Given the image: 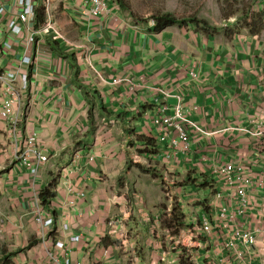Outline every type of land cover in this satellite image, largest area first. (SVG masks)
Listing matches in <instances>:
<instances>
[{
  "label": "crops",
  "instance_id": "0c3cea01",
  "mask_svg": "<svg viewBox=\"0 0 264 264\" xmlns=\"http://www.w3.org/2000/svg\"><path fill=\"white\" fill-rule=\"evenodd\" d=\"M14 2L2 0L0 67L14 69L20 87L28 78L17 133L0 119V242L8 253L36 245L12 264H180L184 254L193 264H264V239L250 261H238L223 250L228 236H205L195 224L216 215L214 162L264 172L256 127L264 125V17L259 34L190 24L155 32L115 0L95 18L82 14V0H51L64 40L38 34L29 43L40 21L13 35L6 23L19 11ZM255 2L264 11V0ZM5 42L12 50L1 49ZM177 109L190 146L173 154L153 121ZM34 134L48 157L36 175L17 157ZM54 183L44 207L40 194ZM250 200L245 228L264 221V197L253 191ZM40 214L53 226L38 223Z\"/></svg>",
  "mask_w": 264,
  "mask_h": 264
},
{
  "label": "built area",
  "instance_id": "2783aa9c",
  "mask_svg": "<svg viewBox=\"0 0 264 264\" xmlns=\"http://www.w3.org/2000/svg\"><path fill=\"white\" fill-rule=\"evenodd\" d=\"M109 1L82 0V8L84 9L82 14L89 18L102 16L108 10ZM14 3L19 11L6 23V27L13 35L22 34L24 28L29 29V26L37 23L38 15H41L42 21L39 20L38 31L31 29L29 32V43L34 42L35 36L38 34L53 35L59 40H64L57 19L51 12V0H15ZM38 3L42 5L41 14L38 13V8H40ZM4 13L5 8L2 0H0V15ZM151 25L154 26V21H151ZM12 48V44L5 42L1 49L10 51ZM21 62L28 65L31 63V59L26 56ZM18 78L19 75L14 69L0 67V119L7 125L10 134L17 133L22 121L24 104L22 89H26L28 76L26 74L21 76L23 87L18 85ZM181 113V110L177 109L175 116H168L162 111V114L153 121L161 133V141L168 142L173 154L174 152H187L190 146V130L185 129L178 122ZM256 127L264 132V125L258 124ZM171 132L174 135L171 136ZM17 157L32 175H36L40 167L48 161L47 155L37 148L35 134L27 140L23 152ZM247 165L249 164H238L236 160L213 163L212 175L216 190L213 192L214 198L210 208L216 215L211 218L208 214H201L198 215L197 222H195L198 230L205 236H214L219 241L225 240L228 236V241L225 242L223 250L235 251L238 261H245L246 258L250 261L254 256L252 249L259 243V239H264V221L252 228H245L242 223V219L245 222L247 213L251 208L250 193L257 191V194L264 197V172L254 174ZM81 195L83 196V194ZM261 218H264V214ZM37 222L44 224L45 227L53 226L52 219L44 220L41 214L38 215ZM118 223L117 220L109 222L111 232L117 231ZM73 241L78 242L79 237ZM192 243L193 241L190 239L187 243L188 247ZM240 247H243L245 251L241 252ZM57 248L62 250L63 244L58 243ZM244 256L246 257L244 258ZM188 258L191 260L190 256Z\"/></svg>",
  "mask_w": 264,
  "mask_h": 264
},
{
  "label": "rangeland",
  "instance_id": "374dc122",
  "mask_svg": "<svg viewBox=\"0 0 264 264\" xmlns=\"http://www.w3.org/2000/svg\"><path fill=\"white\" fill-rule=\"evenodd\" d=\"M53 1V0H52ZM130 7L133 18L140 21H153L152 16L159 13H172L177 18L183 20H203L216 29L212 32H206L201 29V26L195 27L203 33H216L218 30H223L230 27L231 30H240L244 27L243 18L246 13L257 10L256 0H124ZM238 24V25H237ZM189 25V24H188ZM191 25V24H190ZM247 29V28H246ZM1 123V122H0ZM0 127V136L2 135ZM3 146L0 145V150ZM1 157V155H0ZM6 165H4L5 167ZM1 167V166H0ZM192 193L200 197L202 192L193 189ZM209 192L207 191V195ZM2 205L0 203V209ZM5 250L0 242V251Z\"/></svg>",
  "mask_w": 264,
  "mask_h": 264
},
{
  "label": "trees",
  "instance_id": "16d2710c",
  "mask_svg": "<svg viewBox=\"0 0 264 264\" xmlns=\"http://www.w3.org/2000/svg\"><path fill=\"white\" fill-rule=\"evenodd\" d=\"M115 2L119 5V7L130 14V16L133 17L130 7L125 3L124 0H115ZM38 13H42V8H38ZM263 17H264V11L263 10H250V12L246 13V15L243 18V24L244 27H246L251 34H259L263 29ZM41 15L38 17V21H42ZM152 19L154 21L153 31L155 32H161L164 29L178 25V26H187L188 24L194 25L195 27L201 26V29L208 32L209 30L215 31L216 29L212 28L208 22L203 20H196V19H190V20H183L177 18L172 13H159L157 15H153ZM238 25V24H237ZM193 26V27H194ZM91 116V111H90ZM55 188V183L50 185L48 188L44 189L40 194V201L42 202L44 207H49L52 200L55 198V193L53 192V189ZM179 213V214H178ZM181 212L176 213V217H181ZM36 245L35 241H32L26 249L18 250L15 253H8L6 250L0 251V264H12V258L18 256L19 254H22L31 248H33ZM180 264H193V262H190L188 256L186 254L181 256Z\"/></svg>",
  "mask_w": 264,
  "mask_h": 264
}]
</instances>
